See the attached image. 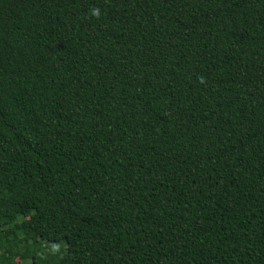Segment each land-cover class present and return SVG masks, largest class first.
<instances>
[{"label":"trees","instance_id":"trees-1","mask_svg":"<svg viewBox=\"0 0 264 264\" xmlns=\"http://www.w3.org/2000/svg\"><path fill=\"white\" fill-rule=\"evenodd\" d=\"M0 264H264V0H0Z\"/></svg>","mask_w":264,"mask_h":264},{"label":"rangeland","instance_id":"rangeland-1","mask_svg":"<svg viewBox=\"0 0 264 264\" xmlns=\"http://www.w3.org/2000/svg\"><path fill=\"white\" fill-rule=\"evenodd\" d=\"M15 260H16V263H18V262H19V259H18V257H16V258H15Z\"/></svg>","mask_w":264,"mask_h":264}]
</instances>
